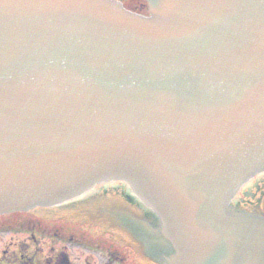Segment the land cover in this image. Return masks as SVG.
<instances>
[{"label": "water", "instance_id": "95a60500", "mask_svg": "<svg viewBox=\"0 0 264 264\" xmlns=\"http://www.w3.org/2000/svg\"><path fill=\"white\" fill-rule=\"evenodd\" d=\"M148 1L0 0V213L123 178L179 264H264L220 208L264 160V0Z\"/></svg>", "mask_w": 264, "mask_h": 264}, {"label": "flooded vegetation", "instance_id": "af4514ba", "mask_svg": "<svg viewBox=\"0 0 264 264\" xmlns=\"http://www.w3.org/2000/svg\"><path fill=\"white\" fill-rule=\"evenodd\" d=\"M118 1L127 9L148 14L146 0ZM258 176H264V173ZM110 184H118L120 189H111ZM123 185L128 190L121 189ZM111 196L115 197L114 204H119L126 211L132 209L135 213L116 210L117 206L110 207ZM86 199L92 203L89 209H97V217L105 214L115 227L119 226L124 231H128L121 225V217L125 213L148 219L155 230L152 231H159L156 214L133 195L127 184L121 181L98 184L91 191L68 202L0 214V264H76L75 257L82 253L86 257V264H161L145 252L144 244L136 233L132 232L135 236L127 239L121 236L122 233L118 234L114 227L111 228L108 221L98 224L87 217L84 220L79 218V210L75 211L74 208ZM90 213L95 218L96 213ZM99 220L102 223L107 219L103 217Z\"/></svg>", "mask_w": 264, "mask_h": 264}, {"label": "rangeland", "instance_id": "374dc122", "mask_svg": "<svg viewBox=\"0 0 264 264\" xmlns=\"http://www.w3.org/2000/svg\"><path fill=\"white\" fill-rule=\"evenodd\" d=\"M110 188L111 189H120V187L118 186V184H110ZM121 189H127L126 185H123V187ZM264 176H258L257 179L253 182L250 181L249 184H245L241 187L238 195L235 198L234 201V207H237L239 209L242 210H246L249 212H256L260 215H264ZM125 194L128 196V194L125 192ZM114 198L115 197H110L109 200L112 203L110 205V207L113 206H117L116 210L120 209L121 211H125V212H134V210L130 209V211H126V209H124L122 206H120L119 204H114ZM238 198V199H237ZM120 200H123L122 198ZM92 203H90V200L87 201V199L84 202H81L79 204H77L74 208L75 211L76 209L79 210L78 214L80 215L79 218H82L83 220L87 217V219L89 221H93L96 222L98 224H104L103 222H107L110 223V227L111 228H115L116 232L122 233L121 236L127 239H131L133 233L127 229L128 231H124L122 228H119V226H116L113 224L112 220L110 218H107V216L105 214L101 215L100 217H97V209L93 210V209H89V206ZM66 211V210H65ZM94 211L96 213L95 218L92 217V212ZM81 212V213H80ZM135 213V212H134ZM140 213V212H139ZM106 218L107 220L102 221V223H100L99 219H103ZM144 220H146L143 217ZM75 219H73L74 221ZM77 221V220H76ZM87 226V224H86ZM85 226V227H86ZM132 234H131V233ZM75 260L77 261L76 264H86V257L84 256V254L82 253L79 254V257H75Z\"/></svg>", "mask_w": 264, "mask_h": 264}]
</instances>
